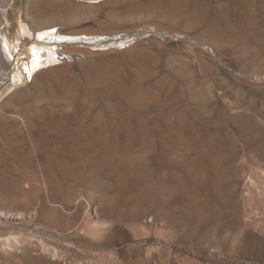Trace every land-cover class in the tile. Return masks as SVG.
<instances>
[{
	"label": "rangeland",
	"instance_id": "374dc122",
	"mask_svg": "<svg viewBox=\"0 0 264 264\" xmlns=\"http://www.w3.org/2000/svg\"><path fill=\"white\" fill-rule=\"evenodd\" d=\"M28 12L55 28L39 41L36 31L23 36L22 25L33 31ZM211 31L226 34L219 41ZM62 32L83 39L69 43L79 56L53 66L44 49L47 67L30 76V49L40 41L54 48ZM0 54V144L18 146L0 150V256L8 264H26L20 239L34 256L49 249L50 264H264V0H0ZM90 60L129 86L94 89L84 75ZM52 76L65 78L59 96L79 88L95 101V120L44 116L63 101L37 104L31 87L33 77L47 86ZM16 91L35 99L31 132L13 125ZM137 94L156 97L138 117L135 107L121 123L99 111L103 101L124 107ZM38 153L43 166L25 162ZM39 168L51 193L41 191ZM12 174L28 178L34 193L22 194Z\"/></svg>",
	"mask_w": 264,
	"mask_h": 264
},
{
	"label": "bare ground",
	"instance_id": "6f19581e",
	"mask_svg": "<svg viewBox=\"0 0 264 264\" xmlns=\"http://www.w3.org/2000/svg\"><path fill=\"white\" fill-rule=\"evenodd\" d=\"M91 2V1H90ZM93 2H97V1H93ZM93 4H95V3H93ZM138 5H139V3H138ZM140 5H143V4H140ZM134 10H136V11H139V10H141V9H139L138 7H136V9L134 8L131 12H133ZM143 10H144V8H143ZM29 13V14H28ZM27 13V16H29V18L31 19V21H32V24H33V31L31 32V30L30 31H28V29L26 28V26H23L22 25V27H21V33H22V35L23 36H30L31 35V33H32V35L34 36V32L36 31L37 32V37H36V41H37V39H38V41L41 39V37H43L45 34H47L50 30H53L55 27H45V22L44 21H42V19H41V17H39V15H37V14H32L31 12H28ZM136 13V12H135ZM138 13V12H137ZM139 13H144L143 11H141V12H139ZM148 15V14H147ZM171 15V14H170ZM171 16H175L174 14L173 15H171ZM140 17V16H139ZM172 18V17H171ZM180 18V17H179ZM73 19V18H72ZM72 19H70V22H71V20ZM132 19V18H131ZM74 20H76V19H74ZM173 20V19H172ZM189 20V19H188ZM197 20H199V19H197ZM54 21V20H53ZM58 21L59 22H61V24H67V22H68V18H66V17H64L63 15H59V17H58ZM196 21V20H195ZM195 21H193L194 23H196ZM200 21V20H199ZM189 22V21H188ZM74 23V22H73ZM199 23V22H198ZM71 24V23H70ZM191 24V23H190ZM196 25V24H195ZM47 26V25H46ZM67 26V25H66ZM200 27V26H199ZM227 27V26H226ZM228 28V27H227ZM211 30V29H210ZM45 31V32H44ZM48 31V32H47ZM74 31V30H73ZM226 31V30H225ZM47 32V33H46ZM212 32V35H214L215 36V38H213V39H217V40H219V41H222L223 40V37H225V34H224V31H222V33H220V31L218 32V34H214L213 33V31H211ZM63 33V32H62ZM61 34V33H60ZM64 34V33H63ZM62 34V35H63ZM78 34V33H77ZM211 34V33H210ZM31 35V36H32ZM50 35V34H49ZM65 36H62V37H59V39L58 38H54V40H60L61 42H60V44H57L54 48H52L51 46L50 47H47V45L45 44V43H40V42H42V41H40L39 43H37L38 45H34L30 50H31V53H32V61H31V68H30V76H32L35 72H37L40 68H42V67H44L45 65H46V63L47 64H53V66H55L56 65V61H55V59H60V58H62V60L65 62V60H67V58H71V57H75L76 56V54H77V52H80L79 50H77V48L75 47V48H70L69 46L70 45H76L77 43L79 44V43H81V41L83 40H81V38H80V36H79V34L78 35H76V34H73V33H65L64 34ZM229 35V34H228ZM227 35V36H228ZM235 35V34H234ZM48 36V35H47ZM102 36V35H101ZM202 36V35H201ZM207 36H208V34H207ZM209 38V37H208ZM50 39V38H49ZM229 39V38H228ZM85 40H87V42H93L94 41V39L93 38H90V39H88V38H86V39H84V41ZM108 40V39H107ZM206 40V39H205ZM112 41V40H111ZM218 41V42H219ZM95 42V41H94ZM104 41H102V43H103ZM212 42H213V40H212ZM67 43V44H66ZM69 43H71L70 45H69ZM105 43V42H104ZM103 43V44H104ZM214 43V42H213ZM224 43V42H223ZM231 43V42H230ZM10 44V43H9ZM93 44V43H92ZM106 44V43H105ZM233 44V43H232ZM49 45H51V44H49ZM100 45H102L101 43H100V40H99V45L97 44L96 46L98 47V46H100ZM125 46V45H124ZM226 46H228V45H226ZM73 47V46H72ZM93 47H94V45H93ZM127 47V46H126ZM44 49H46V51H47V55H46V58H47V62L45 63V64H43L42 63V58H41V52H43V50ZM79 49V48H78ZM81 50V49H80ZM107 52V51H106ZM106 52H104V53H106ZM103 53V54H104ZM98 54V53H97ZM79 56V55H78ZM78 56H76V57H78ZM75 57V58H76ZM72 59V58H71ZM69 60V59H68ZM127 60V59H126ZM1 54H0V65H1ZM124 62V61H123ZM88 62H86V64H87ZM105 64V63H104ZM87 65H90L88 68H87V70H86V74H84V75H87L88 76V80L90 81V83L93 85V88L94 89H98L99 91H101L100 89H106L107 90V92H110V91H114V89H117V88H115V87H118L119 86V84H121L122 86H123V84L122 83H124L125 81H126V77H124V75H123V77L121 76V78H123V79H121V80H119V78L118 77H116L112 72H100L99 71V69H98V67L96 68V66L94 65V62H91V60H90V62H89V64H87ZM106 65V64H105ZM45 67H47V66H45ZM52 67V66H51ZM56 68V67H55ZM52 69H53V67H52ZM54 70V69H53ZM102 71V70H101ZM132 72V71H131ZM84 73H85V70H84ZM125 73V72H124ZM128 73V72H127ZM43 74H44V72H43ZM47 74V73H46ZM126 74V73H125ZM131 74V73H130ZM40 75V74H39ZM64 75V74H63ZM140 75V74H139ZM38 76V75H37ZM119 76V75H118ZM127 76V75H126ZM42 77V76H41ZM53 77V76H52ZM58 77V76H57ZM144 77V75L142 74L141 76H139V78L141 79V78H143ZM22 78V77H21ZM64 78V77H63ZM118 78V79H117ZM51 80V84L50 85H47V86H44V85H41L40 86V84H37V80H36V77L34 78L33 77V80L35 81L34 83H33V85H32V87L31 88H33V90L35 89L36 91H37V93H38V96H35V97H37V99H36V103L37 104H39L40 102H48V103H50V102H55L56 100H61V101H63V104H62V102H61V104L63 105V107L61 108V107H59L57 110L55 109L54 110V107H46L45 109H43L41 112H43V114H44V116H47V117H49V118H56V119H60V118H65V119H71V120H78V121H80V120H86V118L88 119V118H94V120H95V118L97 117V115L98 114H95L94 115V113H96V110H95V107H96V103H95V101L93 102V100L92 99H90V100H88V101H85L86 99H88V98H86V99H84V97H85V94L81 91V89L79 90V88H74V90H71L70 92H68L69 94H67V92H66V96L65 97H61V96H59L60 95V93H59V95L57 94V90H60V89H62L63 87H64V85H65V81H64V79H61V78H55V77H53V78H50ZM40 80V79H39ZM45 80V79H44ZM47 81H49V80H47ZM46 81V82H47ZM19 82V81H18ZM41 82V81H40ZM40 82H38V83H40ZM143 82H145V81H143ZM42 83V82H41ZM128 83V82H127ZM126 84V83H125ZM14 85V84H13ZM46 85V84H45ZM126 85H128V84H126ZM126 85H124V86H126ZM121 86V87H122ZM123 86V87H124ZM129 86V85H128ZM70 87V86H69ZM119 89V88H118ZM117 89V90H118ZM125 89V88H124ZM134 89V88H133ZM132 89V90H133ZM34 90V91H35ZM65 90V89H64ZM141 90V89H140ZM4 91V92H3ZM2 91V94L0 95V98L2 97V95L5 93V91L6 90H3ZM8 91V90H7ZM31 91V90H30ZM30 91L28 92V93H30ZM84 91V90H83ZM104 91V90H103ZM116 91V90H115ZM122 91H124L123 92V94L125 95V96H127V97H129L128 95H129V93H127V92H125V90H122ZM127 91V90H126ZM138 91V90H137ZM16 92H18V93H16V95L14 94L13 96H11V98L9 99L10 101V103H11V105H13V107L14 108H16L17 110H18V113H15V114H13L11 117L15 120V123L13 124L15 127H20L21 128V130H24L25 132H31L32 130H33V126H32V121L34 120V119H37L38 117H39V113H37V111L35 110H32L33 108H32V106H33V102H35V99L32 101L28 96L27 97H23V95H22V97L20 98V94H19V91H16ZM87 92V91H86ZM140 93H142L141 91H139ZM27 93V94H28ZM36 93V94H37ZM65 93V92H64ZM96 93V92H95ZM94 93V94H95ZM99 93V92H98ZM116 93V92H115ZM121 93V92H120ZM32 94H34V93H32ZM83 94H84V97H83ZM122 94V97H121V99L123 98V95ZM145 94H147V93H145L144 92V94L143 95H145ZM25 95V94H24ZM104 95V94H103ZM138 95V94H137ZM155 95H157V94H155ZM63 96V95H62ZM107 96H108V94H107ZM135 96V95H134ZM139 96V95H138ZM34 97V98H35ZM137 97V96H136ZM140 97V99H134L133 101H132V99H131V103L128 105L127 104V102L129 101V99H128V101H127V99H126V104H125V106L124 107H122L121 105H120V102H119V104L118 105H115V104H113V105H111V103H105V101H103L102 102V104H101V106H100V108H99V111H104L105 113H107V115L108 116H112L111 118H109V119H112V118H114V119H116V120H118V122L120 121V123H121V120H122V118H124L123 116H125V118H126V120H128V118H130L131 117V119H132V116H130V114L133 112V110H132V112H131V108L132 107H135V108H137V110L139 111V114H137V117L140 115V113H141V111L142 110H144L145 109V111H147L146 110V108L149 106V104H154V103H156V97L155 96H149V95H146V96H143V97H141V96H139ZM96 98V97H95ZM102 98V97H101ZM111 98V97H110ZM115 98V97H114ZM158 98V97H157ZM116 99V98H115ZM118 99V98H117ZM111 101V100H110ZM124 101V100H123ZM122 101V102H123ZM3 102V101H2ZM1 102V103H2ZM60 102V101H59ZM86 102H88V103H86ZM114 102V101H113ZM125 102V101H124ZM56 103V102H55ZM3 104V103H2ZM45 104V103H44ZM151 104V105H152ZM160 104H162V103H160ZM10 105V106H11ZM59 105H60V103H59ZM9 106V107H10ZM8 107V108H9ZM131 107V108H130ZM98 108V107H97ZM135 108H134V110H135ZM69 109L71 110L70 112H69ZM133 109V108H132ZM4 110V109H3ZM67 110H68V112H67ZM58 111H60V114L58 113ZM145 111H144V113H145ZM41 112H40V114H41ZM135 112H137V111H135ZM123 113H125L126 115H124ZM138 113V112H137ZM123 114V115H122ZM3 115H4V113H3ZM3 115L0 113V128L2 127V126H4L5 124H4V122L2 121V117H3ZM7 115V114H6ZM132 115V114H131ZM130 116V117H129ZM136 116V115H135ZM7 117V116H6ZM134 117V116H133ZM136 118V117H135ZM148 119V118H147ZM82 120V121H83ZM130 120V119H129ZM128 120V121H129ZM136 120V119H135ZM138 120V119H137ZM151 121L153 120L152 118L150 119ZM148 121V120H147ZM7 122V121H6ZM81 122V121H80ZM79 122V123H80ZM87 122V121H86ZM126 122V121H125ZM85 123V122H84ZM88 123V122H87ZM45 126V125H44ZM49 127H51V126H49ZM71 127V126H70ZM13 128V127H12ZM48 128V127H47ZM46 128V129H47ZM80 128V127H79ZM78 128V129H79ZM82 128H84V127H82ZM112 128V127H111ZM63 129V128H62ZM61 129V130H62ZM73 129V128H72ZM118 129V128H117ZM20 130V129H19ZM70 130V129H69ZM14 131V130H13ZM117 131V130H116ZM3 132V131H2ZM12 132V131H11ZM16 133V132H15ZM51 133V132H50ZM117 133V132H116ZM19 134V133H18ZM33 134V133H32ZM52 134V133H51ZM74 134V133H73ZM76 134V133H75ZM77 135V134H76ZM79 136H80V134H79ZM99 136V135H98ZM110 136V135H109ZM112 136V135H111ZM31 137V136H30ZM108 137V136H107ZM33 138V137H32ZM31 138V139H32ZM99 138V137H98ZM109 138V137H108ZM22 139V138H21ZM68 139V138H67ZM86 139V138H85ZM97 139V138H96ZM111 139H112V137H111ZM110 139V140H111ZM18 140V139H17ZM33 140V139H32ZM36 140V139H35ZM97 141V140H96ZM109 141V140H108ZM100 142V141H99ZM110 142V141H109ZM24 143V142H23ZM70 143V142H69ZM4 145H2V144H0V150H2L3 149V147L4 148H7L8 150L9 149H17L18 148V146L17 145H13L12 143L11 144H7V143H3ZM33 144V143H32ZM93 144H96V143H94L93 142ZM82 145V144H81ZM111 145V144H110ZM62 146V145H61ZM103 146V145H102ZM72 147V146H71ZM80 147V146H79ZM63 149V148H62ZM67 150V149H66ZM107 151V150H106ZM111 151V150H110ZM107 153H109V152H107ZM112 153V152H111ZM2 154V153H1ZM69 155H71V153H68ZM110 154V153H109ZM116 154V153H115ZM110 156V155H109ZM14 157V156H13ZM38 159L37 160H35L34 161V159H33V157H31V156H29V157H27V159H26V163H30V164H32V163H34V162H36L38 165L40 164L41 166H43L45 163H46V160L45 159H43L42 158V156H41V153H38ZM86 161V160H85ZM84 161V165H89V162H85ZM87 161H89V160H87ZM105 161V160H104ZM5 163L6 162H3V160L0 158V178H5V175L3 176V172L5 173V169H4V167H5ZM70 164V163H69ZM97 164V163H96ZM98 164H100V163H98ZM120 164V163H119ZM91 165H92V163H91ZM90 165V166H91ZM70 166V165H69ZM97 167H99V166H97ZM105 167V166H104ZM87 169H88V167H86ZM106 168V167H105ZM39 170L40 171H38V178H40L41 180H42V183L44 184V186H45V188H43V190L41 189V191H45V193L46 192H52L53 191V186H52V184L50 183V181H49V176L45 173V172H43L42 170H41V168H39ZM86 170V169H85ZM45 171V170H44ZM69 172V170L67 169L66 170V172ZM71 171V170H70ZM73 172V171H72ZM92 172H93V170H92ZM70 173V172H69ZM13 175V177H16V178H18V179H20L21 181H23V183H20V184H24V187L25 188H27L28 189V186H30L29 185V183H27V179L25 178H22V177H19V176H17L16 174H12ZM69 176V175H68ZM74 176V175H73ZM94 177H96V175L94 176ZM119 177V176H118ZM90 178V177H89ZM117 178V177H116ZM120 179V178H119ZM45 180H47L48 182H46ZM33 181V180H32ZM29 182V181H28ZM52 182V181H51ZM32 186V185H31ZM42 186V185H41ZM4 188V185L3 184H0V196L2 195V194H6V191L3 189ZM16 189V188H15ZM24 189L23 191H22V194H25V195H27L28 197H29V195H31V194H33L34 193V188H33V186L30 188V189ZM22 190V189H21ZM39 191V190H38ZM9 193V192H8ZM17 193V192H16ZM11 194H15V192H13L12 191V193ZM21 194V193H20ZM47 194V193H46ZM110 195H112V194H110ZM114 195V194H113ZM5 196V195H4ZM51 196H52V194H51ZM31 197V196H30ZM112 197V196H111ZM51 199V198H50ZM30 200H32V199H30ZM44 200V199H43ZM112 200V199H111ZM28 203H30V201H28L27 202V204ZM44 204V203H43ZM46 205H47V203H46ZM49 205V204H48ZM48 207V206H47ZM88 207V206H87ZM49 209V208H48ZM56 210H57V208H56ZM53 211V210H52ZM3 212V211H2ZM0 214L2 215V213L0 212ZM5 214H7V213H5ZM85 226V225H84ZM97 233V232H96ZM96 236V235H95ZM2 237V236H1ZM21 240V241H20ZM19 241H20V243L18 242V239H17V242L20 244H18V247H19V252H18V254H19V258H21L22 260H24V262L26 263V264H50V259H48L46 256L48 255V256H51V254H50V250L49 249H47V248H45V246L40 250L41 251V253H40V255L39 256H34L33 255V252L35 251V249H32V247H31V245L28 243V241L27 240H22V239H20ZM27 241V242H26ZM2 244V243H1ZM6 247H8V246H6ZM12 247H14V246H12ZM0 248H1V246H0ZM11 248V247H10ZM2 249V248H1ZM0 249V250H1ZM2 251V250H1ZM9 251V250H8ZM5 253V252H4ZM3 254V253H2ZM35 254H36V252H35ZM8 255V254H7ZM16 256V255H15ZM34 256V257H33ZM14 258V257H13ZM0 259L2 260V263H1V261H0V263L1 264H8V259L6 260V257H5V259H4V257H1L0 256ZM9 260H11V259H9ZM19 260V259H18ZM18 260H16V261H18ZM51 260L52 261H55L56 260V256L55 255H53V256H51ZM58 260V259H57ZM20 264V263H19Z\"/></svg>",
	"mask_w": 264,
	"mask_h": 264
},
{
	"label": "snow or ice",
	"instance_id": "6c2138e0",
	"mask_svg": "<svg viewBox=\"0 0 264 264\" xmlns=\"http://www.w3.org/2000/svg\"><path fill=\"white\" fill-rule=\"evenodd\" d=\"M41 38H43V37H41Z\"/></svg>",
	"mask_w": 264,
	"mask_h": 264
}]
</instances>
